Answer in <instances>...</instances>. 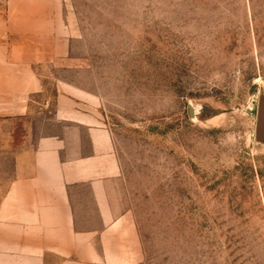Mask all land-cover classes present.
I'll return each instance as SVG.
<instances>
[{
  "label": "rangeland",
  "instance_id": "1",
  "mask_svg": "<svg viewBox=\"0 0 264 264\" xmlns=\"http://www.w3.org/2000/svg\"><path fill=\"white\" fill-rule=\"evenodd\" d=\"M61 4L81 68L54 75L97 98L135 264H264V0Z\"/></svg>",
  "mask_w": 264,
  "mask_h": 264
},
{
  "label": "crops",
  "instance_id": "2",
  "mask_svg": "<svg viewBox=\"0 0 264 264\" xmlns=\"http://www.w3.org/2000/svg\"><path fill=\"white\" fill-rule=\"evenodd\" d=\"M70 45L61 0H0V264L136 263L97 98L54 75Z\"/></svg>",
  "mask_w": 264,
  "mask_h": 264
},
{
  "label": "water",
  "instance_id": "3",
  "mask_svg": "<svg viewBox=\"0 0 264 264\" xmlns=\"http://www.w3.org/2000/svg\"><path fill=\"white\" fill-rule=\"evenodd\" d=\"M255 143L264 145V95H262L257 104L256 109V125L254 131Z\"/></svg>",
  "mask_w": 264,
  "mask_h": 264
}]
</instances>
